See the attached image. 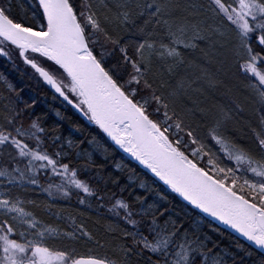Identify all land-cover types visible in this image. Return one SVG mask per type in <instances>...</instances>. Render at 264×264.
<instances>
[{"label": "snow or ice", "instance_id": "6c2138e0", "mask_svg": "<svg viewBox=\"0 0 264 264\" xmlns=\"http://www.w3.org/2000/svg\"><path fill=\"white\" fill-rule=\"evenodd\" d=\"M0 59L145 170L0 74V264H264V0H0Z\"/></svg>", "mask_w": 264, "mask_h": 264}, {"label": "trees", "instance_id": "16d2710c", "mask_svg": "<svg viewBox=\"0 0 264 264\" xmlns=\"http://www.w3.org/2000/svg\"><path fill=\"white\" fill-rule=\"evenodd\" d=\"M25 71L23 66L18 71L13 68L10 63H5L3 59H0V74L5 76L7 80L16 88L17 92L20 93V96L23 100L27 101L29 104L32 103L33 99L36 101L30 112L32 118L35 116H41L45 127L58 128L56 134L60 135L62 141L64 142L65 150L75 157V153L79 152H92L93 159L96 161L97 165H103L102 174L107 176L111 174L114 179H118L121 184L128 182L127 169L124 172H120L115 168V162H121L129 167H135L138 173L143 172L139 166L130 161L124 154L117 153L115 156H110L108 160H105L104 157L99 153L94 151L93 145L89 144V140L97 134V131L94 126L87 124L77 113L74 111H66L63 106L58 101H53L51 94L48 92L46 87L37 85L35 81L29 79L28 75H21V72ZM0 93L7 95L6 88L3 85V82L0 81ZM52 108H58L60 111L68 117H71V120H61L55 115V112L52 111ZM23 106V105H21ZM71 139L74 147L69 149L67 147V140ZM121 157H124L121 159ZM111 186V185H110ZM137 192H142V189L137 188ZM118 191V189H116ZM124 195H127L125 193ZM205 231H208L210 235L221 245V247L230 248L235 251V241L230 239L227 234L218 235L211 230L210 225L205 226ZM243 256V253H240ZM258 257L254 255L253 257H245V259H257Z\"/></svg>", "mask_w": 264, "mask_h": 264}, {"label": "water", "instance_id": "95a60500", "mask_svg": "<svg viewBox=\"0 0 264 264\" xmlns=\"http://www.w3.org/2000/svg\"><path fill=\"white\" fill-rule=\"evenodd\" d=\"M134 162V161H133ZM134 163H136V162H134ZM215 223V222H214Z\"/></svg>", "mask_w": 264, "mask_h": 264}]
</instances>
